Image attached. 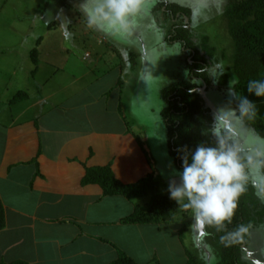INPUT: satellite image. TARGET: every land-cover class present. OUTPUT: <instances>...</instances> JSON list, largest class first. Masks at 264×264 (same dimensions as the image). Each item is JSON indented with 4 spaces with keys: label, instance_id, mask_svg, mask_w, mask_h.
I'll list each match as a JSON object with an SVG mask.
<instances>
[{
    "label": "rangeland",
    "instance_id": "obj_1",
    "mask_svg": "<svg viewBox=\"0 0 264 264\" xmlns=\"http://www.w3.org/2000/svg\"><path fill=\"white\" fill-rule=\"evenodd\" d=\"M77 2L0 0V122L22 123L36 119L43 111L46 116H58L60 109L77 103L80 110L76 117L68 115V122L53 118L54 125L58 120L75 126V117L79 123L85 120L82 125L92 121L95 128L109 130L115 127L122 112L126 131L135 146L142 149L138 153L152 166L154 175V187L144 196H133L135 203L149 206L155 198L156 202L163 196L171 198L169 181L176 179L179 183V178L172 176L178 170L163 117L168 106L163 91L173 83L191 79L188 64L192 61L185 49L188 44L191 50L198 49L201 66L197 64L200 69L195 65L193 70L201 72L202 78L212 85L207 94L215 110L229 103L235 105L230 92L232 88L240 96L233 87L236 47L224 15L229 0H225L222 12L216 11V0H208V17L199 23L193 15L200 6L199 0H145L148 9L142 20L143 38L129 42L108 39L89 30L84 18L74 11ZM162 2L163 12L156 13ZM166 8L176 20L167 17ZM175 22L177 26L182 24L187 43L172 42L176 37L171 33ZM120 49H124V55ZM212 62L222 63L226 70L215 81L205 70ZM103 93L105 97L100 96ZM92 94L99 97L90 100ZM87 98L92 104L80 105ZM116 103V111L112 112ZM84 107H88V113ZM212 117L214 113L207 121L203 119L209 127ZM129 136L128 144L132 141ZM128 150L131 155L136 151ZM248 191L255 194L252 187ZM170 200L174 204L169 215L163 213L164 223L153 224L160 228L159 238L150 232L145 235L146 244L153 249L147 250L143 258L131 255L136 252H130L128 245L120 253L134 257L137 264H189L193 259V264H217L222 249L214 237L215 231L209 229L200 243L194 219L193 228L186 229L190 219L183 214L189 210ZM177 205L180 207L176 211ZM248 244L253 257L264 263V225L251 230ZM247 256L246 253L243 264H257Z\"/></svg>",
    "mask_w": 264,
    "mask_h": 264
},
{
    "label": "crops",
    "instance_id": "obj_2",
    "mask_svg": "<svg viewBox=\"0 0 264 264\" xmlns=\"http://www.w3.org/2000/svg\"><path fill=\"white\" fill-rule=\"evenodd\" d=\"M92 96L90 100L99 97ZM90 104L87 98L80 105ZM79 107L75 103L60 109L58 116L43 111L22 123L0 122V205L5 216L0 264H110L125 245L136 252L131 255L143 258L153 249L146 244L147 232L159 238L156 225L123 222L135 209L127 198L103 197L100 186L83 184L88 169L109 164L125 185L138 183L153 169L139 155L142 149L126 131L121 114L113 129L103 130L92 121L79 123ZM70 114L75 126L58 120L54 125L53 118L68 122ZM129 148L136 150L134 155Z\"/></svg>",
    "mask_w": 264,
    "mask_h": 264
},
{
    "label": "clouds",
    "instance_id": "obj_3",
    "mask_svg": "<svg viewBox=\"0 0 264 264\" xmlns=\"http://www.w3.org/2000/svg\"><path fill=\"white\" fill-rule=\"evenodd\" d=\"M224 3L225 0H216L217 12L223 11ZM199 5L193 13L197 23L206 20L209 11L208 0H199ZM147 9L145 0H78L74 6L89 30L123 42L143 38L142 20ZM120 51L124 55V49ZM205 70L214 81L226 71L222 63L213 62ZM246 88V96H236L231 88L235 105L229 103L216 110L211 126L203 132L205 141L195 148L178 149L182 170L174 171L172 176L178 177L179 183L175 179L169 181L171 199L191 210L197 224L218 231L231 223L240 198L249 187L255 189V196L264 203V133L251 126L259 109L248 98H264V79L249 80ZM247 231L248 226L240 225L221 240H232ZM199 239L202 243V238Z\"/></svg>",
    "mask_w": 264,
    "mask_h": 264
},
{
    "label": "trees",
    "instance_id": "obj_4",
    "mask_svg": "<svg viewBox=\"0 0 264 264\" xmlns=\"http://www.w3.org/2000/svg\"><path fill=\"white\" fill-rule=\"evenodd\" d=\"M164 4L162 2L155 9V12L162 13ZM169 10V8H166L164 13L172 21L176 20V17L171 15ZM224 15L227 19L229 33L236 47L233 67L236 83L233 87L240 96H246L248 95L246 86L249 80L264 79V0H229V3L226 4ZM181 26L182 24H178L177 26L176 22L174 27L172 26L174 29L171 33H174L176 36L172 39V42H188V40L183 39L185 31ZM187 45L185 44V49L192 61L188 64L191 67V79L189 81L181 80L178 83H173L163 91L164 100L168 104L163 117L168 130L170 153L175 160L178 171L182 170V161L179 158L180 153L178 149L185 146L195 148L198 143L205 141L207 138L203 135V132L206 131V127H209L205 121L208 120L209 115H213L212 110L206 105L203 96L199 92V88L203 84L207 85V92L212 88V85L202 78L201 72L193 70L196 66H201V61L199 60L200 57L198 58V49L191 50ZM248 98L255 101L259 109L258 116L251 126L264 133V98L254 96H248ZM120 114L122 115V112ZM211 120L213 122V117ZM153 177L154 175L151 173L138 183L125 185L115 177L112 166L109 164L103 167L88 169L83 179V184L100 186L103 191V197L120 196L127 198L134 204L135 209L133 213L123 220L124 223L160 225L164 223V221H161L163 213L170 214L169 210L170 208L172 209L174 204L171 202V198L163 196L156 202V195L154 202L149 206L135 204V200L133 199V196L140 197L146 195L154 187ZM179 207V205L176 206V211ZM183 215L188 216L190 219L186 227L187 231H190L194 226L193 221H191L193 219L191 210ZM240 225L248 226V231L236 236L232 240H221V237L227 232H235ZM261 225H264V203H261L252 191L247 190L240 198L238 208L231 223L226 224L224 230L218 231L215 227H205L206 233L209 229L215 231L214 237L222 249L217 264H243V258L246 254L243 245L248 248L251 230ZM4 226L5 216L3 207L0 206V229ZM120 252L119 250V258L110 264H137L131 257ZM189 258L191 257L189 256ZM195 261L193 259V261L190 260L188 263L193 264ZM10 264L20 263L13 262Z\"/></svg>",
    "mask_w": 264,
    "mask_h": 264
},
{
    "label": "water",
    "instance_id": "obj_5",
    "mask_svg": "<svg viewBox=\"0 0 264 264\" xmlns=\"http://www.w3.org/2000/svg\"><path fill=\"white\" fill-rule=\"evenodd\" d=\"M206 89H207V86H203L201 89H200V92H201V95L203 96L204 100H205V103L206 105L212 110L213 113L216 112L214 106L212 105V103L210 102V100L208 99L207 97V94H206ZM196 227H197V230L199 231V238H202L204 235H205V227L206 226H203V225H199L196 223ZM243 249L246 251L247 253V257L249 259H255L252 255V253L245 247V245L243 246ZM256 260V259H255ZM256 263L257 264H264L263 262H260L258 260H256Z\"/></svg>",
    "mask_w": 264,
    "mask_h": 264
}]
</instances>
